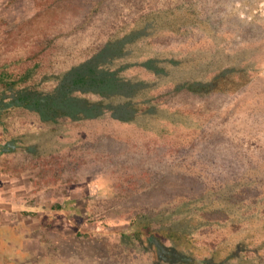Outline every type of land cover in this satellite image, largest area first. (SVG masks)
Segmentation results:
<instances>
[{
  "label": "rangeland",
  "instance_id": "rangeland-1",
  "mask_svg": "<svg viewBox=\"0 0 264 264\" xmlns=\"http://www.w3.org/2000/svg\"><path fill=\"white\" fill-rule=\"evenodd\" d=\"M179 6L196 9L198 24L160 36L154 48L185 53L201 45L232 55L245 49L254 78H264V0H0V36L6 34L0 66L19 72L33 67V79L23 86L49 91L59 74L144 11ZM28 57H35L33 63L22 68ZM241 91L211 98L168 95L172 106L193 104L202 112L195 116L205 119L194 138L175 148L143 147L108 118L104 132L84 139L73 156L41 163L24 152L0 155V162L15 167L0 171V222L18 231L0 228L5 251L0 264H157L150 234L132 230V214L142 209L153 216L187 200L194 188L207 190L264 171V98L256 104L240 100ZM12 94L0 84V98ZM28 116L14 120V131L44 129ZM9 136L0 128V143ZM46 214L54 217V227L42 226ZM6 232L8 241L1 235Z\"/></svg>",
  "mask_w": 264,
  "mask_h": 264
},
{
  "label": "trees",
  "instance_id": "trees-1",
  "mask_svg": "<svg viewBox=\"0 0 264 264\" xmlns=\"http://www.w3.org/2000/svg\"><path fill=\"white\" fill-rule=\"evenodd\" d=\"M198 20L191 6L144 11L90 57L59 74L49 91L23 86L33 79V67L19 72L2 64L0 84L13 94L0 98V128L10 135L0 143V155L24 152L41 163L73 156L84 139L104 132L108 118L129 129L143 147L175 148L194 138L205 119L195 116L202 112L193 104L172 106L168 95L211 98L243 89L240 100L256 104L264 98V78H254L255 65L245 49L232 55L224 49L210 53L201 45L185 53L154 48L160 36L181 33ZM34 58L23 60L22 68ZM137 66L142 70L134 72ZM28 115L44 129L14 131V120ZM14 169L0 162L2 172ZM248 175L207 190L190 189L187 200L153 216L141 209L129 219L132 230L150 234L157 264H264V171ZM40 219L42 226L54 227L51 214ZM161 236L174 245L161 242Z\"/></svg>",
  "mask_w": 264,
  "mask_h": 264
},
{
  "label": "crops",
  "instance_id": "crops-1",
  "mask_svg": "<svg viewBox=\"0 0 264 264\" xmlns=\"http://www.w3.org/2000/svg\"><path fill=\"white\" fill-rule=\"evenodd\" d=\"M2 227V229H6L7 230V228L9 227H11V225H9V224H2L1 222H0V228ZM16 232H18V231H16ZM20 233V232H19ZM2 235V237H4L5 239H7V241H8V239L9 238H11V236H10V233H8V232H6L5 234H1ZM5 253V251H3V253H2V250H1V248H0V254H4ZM4 259V258H3ZM5 264H8V262L7 261H5L4 262Z\"/></svg>",
  "mask_w": 264,
  "mask_h": 264
}]
</instances>
